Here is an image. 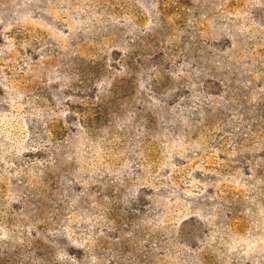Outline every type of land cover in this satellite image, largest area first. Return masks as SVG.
<instances>
[{"label": "rangeland", "instance_id": "1", "mask_svg": "<svg viewBox=\"0 0 264 264\" xmlns=\"http://www.w3.org/2000/svg\"><path fill=\"white\" fill-rule=\"evenodd\" d=\"M0 264H264V0H0Z\"/></svg>", "mask_w": 264, "mask_h": 264}]
</instances>
